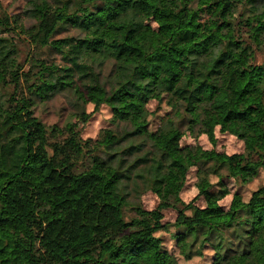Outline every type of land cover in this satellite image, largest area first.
Wrapping results in <instances>:
<instances>
[{
  "label": "trees",
  "instance_id": "16d2710c",
  "mask_svg": "<svg viewBox=\"0 0 264 264\" xmlns=\"http://www.w3.org/2000/svg\"><path fill=\"white\" fill-rule=\"evenodd\" d=\"M24 14L34 20L25 35L67 65L21 70L2 36L15 21L1 10L0 264L24 253L30 264H178L158 235L171 227L184 260L209 247L210 264H264V185L247 199L235 192L225 209L227 191L208 180L264 173V0H30ZM67 28L80 36L56 37ZM108 59V75L95 70ZM65 89L106 105L114 125L92 140L45 124L34 105ZM163 95L179 127L169 116L151 131L146 104ZM182 125L212 144L223 126L244 152L181 146ZM192 167L203 207L179 199ZM142 188L159 197L155 209L142 208ZM170 199L182 205L172 224L160 211L177 208Z\"/></svg>",
  "mask_w": 264,
  "mask_h": 264
},
{
  "label": "rangeland",
  "instance_id": "374dc122",
  "mask_svg": "<svg viewBox=\"0 0 264 264\" xmlns=\"http://www.w3.org/2000/svg\"><path fill=\"white\" fill-rule=\"evenodd\" d=\"M29 2L30 0H0V13L1 10L6 11L11 19L15 21L13 22L15 32H12V30L9 32L8 30L3 33L2 36L14 39L17 49L16 58L21 65V70H31L35 72L37 69L35 65L42 64L47 66L57 65L59 67L67 65L61 56L53 49L38 47L31 42V39H29L27 35H25L23 30L29 28L34 23V20L28 18L24 14L27 3ZM243 10L242 7H238L234 14L236 19H239L241 14L245 13ZM206 19L207 16H203V21ZM237 21L239 20H236V23ZM237 33L244 35V30L238 31ZM66 36L77 37L80 36V32L75 29L67 28L61 30L60 33L56 35L57 38ZM256 60L258 62H264V48L257 51ZM114 66V61L111 59L105 60L99 64H94L95 70H101L103 75H108L114 69ZM75 86L78 87L79 90H83L79 81H76ZM168 103V97L163 95L162 102L158 103L156 100H150L146 104L149 130H156L161 124H164L165 119L169 116L173 120H176L175 123H177L179 127V120L173 116L174 111ZM33 111L45 124L57 126L64 134L78 131L83 139H99L104 129L114 125L111 119V111L106 105H101L97 110H94L92 104L84 102V100L80 99L72 89L62 90L46 101H39L34 105ZM83 111L89 114L86 121L83 120L82 117ZM180 129L182 131L180 140L181 146H200L205 150L213 149L229 155L244 152L243 141L230 134L223 126L215 127V144L209 141L206 134L198 133L196 128L190 131L187 129L186 125H182ZM208 180L212 183V191L216 192L219 189H225L227 191L225 196L219 200V204L226 209L235 192L239 193L243 199H247L251 191L263 186L264 173L260 172L251 182L245 184L229 177L225 171H222L218 176L209 174ZM218 181H221L220 183H222V185H218ZM198 182L199 173L195 167H192L187 173L184 186L179 193L180 201L184 204L192 202L193 205L199 207L205 205L204 198L198 196ZM139 202L143 209L153 210L158 206L160 199L151 190L142 188L139 194ZM170 202L174 203L177 208L166 207L160 211L163 215V222L172 224L177 217V210L181 208L182 205H180L179 202H174L173 199H170ZM125 213L127 218L135 216L132 210H126ZM175 231L176 229L171 227L170 232H159L158 235L162 238L164 247L178 258V264H210L212 252L209 247L202 248V256H193L189 260H184L180 257L175 241L171 237ZM21 263L30 264L25 253Z\"/></svg>",
  "mask_w": 264,
  "mask_h": 264
}]
</instances>
